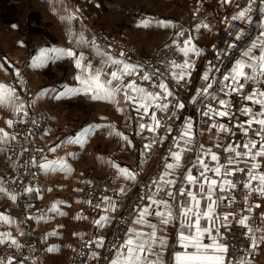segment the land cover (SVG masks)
Returning <instances> with one entry per match:
<instances>
[{
  "label": "snow or ice",
  "instance_id": "snow-or-ice-1",
  "mask_svg": "<svg viewBox=\"0 0 264 264\" xmlns=\"http://www.w3.org/2000/svg\"><path fill=\"white\" fill-rule=\"evenodd\" d=\"M222 2L231 3L232 0H222ZM256 4L257 0H247L245 6L237 5L239 11L231 17L232 21L251 23L253 5ZM258 11L264 14V0H259ZM67 19L72 21L77 17L72 14ZM149 23L145 20L138 26L147 27ZM157 23L160 26H168L164 21ZM201 28L208 29L209 26L196 25V31ZM260 28L257 39L241 53V58L235 60L227 74L221 73L217 78L215 73L220 72V69L215 65L209 66L201 76L203 86L198 88L192 97L193 103L199 101L203 104L201 115L211 121L206 129L209 138L215 141L213 147L222 148L224 158L222 159L221 155L211 147H206L202 143L197 146L193 120H183L179 133L172 136V143L167 149V155L158 175L151 179L146 188L141 187L140 195L130 205L132 218L127 221L121 218L120 224L123 227L113 232L111 241L106 235L88 241L96 249H103L110 255L102 256L98 251H90L88 254L90 260H104L106 264H169L166 256L170 251L171 264H250V261L244 257L229 259L233 253L226 234L231 233L234 226H239L246 230L244 235L250 241L251 249L264 244V235L259 238L255 235L256 231L264 233V229H253L249 223L251 217L244 214L250 213L253 207L260 205H249L239 212L233 207L238 202L236 192L241 189L245 205H248L249 198L253 195L264 198V170H262L264 169V21L261 22ZM176 35L179 39L184 36V32L181 31ZM242 36L243 30L235 34V39L240 40ZM73 41L77 47H89L97 58V63L93 64L82 51L77 53L74 49L52 50L58 57L72 58L78 70L75 79L80 87L65 88L62 95H90L94 101L117 105L116 110L120 113L125 109L119 105H128L130 112L136 113L135 118L129 115L128 119H135L138 123L137 134L145 131L152 134L150 141L144 144L145 153L156 144L163 145L167 135H172L173 126L160 119L158 113L165 115L167 120H178L180 117L177 112L186 107L177 99L176 93L166 81L170 78L179 86L182 81L190 79L191 70L194 69L189 59L190 53L196 56L202 54L200 49L192 44V37L188 36L182 45L173 41L185 59L183 63L170 61L167 75L161 73L159 69L149 73L138 65L126 62L122 59L125 55L123 51L119 56H113L110 49L101 48L95 38L91 41L86 40L83 33L78 36L73 35ZM233 47L234 45L229 44V49ZM224 55H227V52ZM219 58L218 55L217 59ZM38 59L39 63L43 64L47 60V53L42 50ZM165 67L168 68V65ZM19 75L17 71L16 76ZM145 83L149 87H145ZM248 86H251V91L245 94ZM234 95L239 96L242 101L257 106L258 110L254 111L253 107L245 104L233 111L234 104L231 99L222 97L230 98ZM59 98L58 96L57 99ZM0 107L10 108L16 115L28 117L25 103L17 95L16 89L2 83H0ZM237 111L240 116H245L247 119L240 121L236 115ZM146 117L147 123L143 122ZM223 119L229 123L219 122ZM233 120L236 122L232 123ZM20 122H24L23 119ZM29 122L35 123V121ZM15 123L16 121L12 119L6 121L9 128H13ZM108 127L110 135L124 139L131 146L127 137L116 131L114 126ZM161 129L167 135H159ZM234 129L239 130V134L244 138L243 141L231 139L226 144L222 143L221 138L224 136L233 138L237 136V131ZM90 131L92 128L84 129L73 143L82 145L83 136ZM204 131L201 129L199 134L203 135ZM16 140V135H10L0 129V145ZM23 151L27 152L28 149ZM49 151L55 152L56 148H51ZM190 153L194 156L188 164L187 157ZM28 161L25 167L29 169V175H35L31 171L32 168H37L45 174L57 171L70 174L72 171L63 159L47 160L45 157L38 160L29 156ZM109 163L115 169L117 179L136 183L137 173L111 161ZM4 183L0 179V193L9 201L17 203V194L7 189ZM129 191L131 189L121 186L116 191V195L127 196ZM23 193L39 195L40 189L27 186L24 187ZM89 195L91 197L93 193ZM77 202L87 203L105 213L93 221L94 227L105 232L113 227V216L110 213H115L119 209V202L113 197L105 195L95 203L91 198ZM62 204L63 202L57 201L46 210H41L39 216H28L26 219L46 221L49 219L46 212L62 217L66 215L59 210ZM221 208L229 210L221 212ZM75 218L88 219L82 215ZM261 220L264 221V214L261 215ZM15 223L12 217L0 213V224L11 226ZM121 232L122 236L119 234ZM79 238L83 239V234ZM6 245L17 250L22 247L10 232H0V246ZM55 250L48 249L50 252ZM0 264H5V261L0 259ZM6 264H13V258L9 257Z\"/></svg>",
  "mask_w": 264,
  "mask_h": 264
},
{
  "label": "rangeland",
  "instance_id": "rangeland-1",
  "mask_svg": "<svg viewBox=\"0 0 264 264\" xmlns=\"http://www.w3.org/2000/svg\"><path fill=\"white\" fill-rule=\"evenodd\" d=\"M188 6L187 0H0V66H2L0 67V79L4 81L2 84L15 88L17 94H33L28 101V110L31 114L28 111V117L26 118L15 114L16 117L12 118L16 123L11 128V135H16V126L22 123L20 122L22 119L23 121L29 119L35 121V123H29L26 127L30 135L29 142H31L29 155L26 158L28 159L31 156L38 160L41 159L42 147L47 146V148H50L53 143L51 140L54 138L57 141L63 135H66L65 129L70 126L79 129L80 133L89 125L99 126L97 127L99 129L103 127L96 137L93 136L94 143L92 147L94 150H100L105 143L101 139L107 135L108 144L106 142V145L109 151H113L117 148V140H115L114 135L109 134L110 129L108 126H114L116 130L115 123H118L121 118L125 121L129 115L134 117L128 105H119V107L125 109L120 114L117 113V108L103 107L104 104L92 100L90 95H62L65 88L80 87L75 79L78 70L75 68L72 58L58 57L52 50L74 49L77 53L82 51L93 64H96L97 58L91 49L89 47H77L73 41V35L78 36L83 33L86 40L91 41L95 38L101 48L110 49L111 55L119 56V53L123 51L125 55L122 59L126 62L138 65L149 73L159 69L161 73L167 75L170 69L169 62L175 60L178 63H183L185 57L179 52V59H158V54L170 47L177 49L173 41H177L178 44L182 45L183 41L194 33L195 23H188ZM72 14L77 19L69 21L67 18ZM258 15L262 14L258 12L253 16L257 17ZM145 20L150 22L147 27L138 26ZM158 21L167 22L168 26H160L157 23ZM181 31L184 32V36L178 39L176 34ZM127 46L133 47L134 51H128ZM42 50L47 53V60L43 64L39 63L38 59ZM166 65H168V68L165 67ZM17 71L19 74L23 71V79L26 82L21 83V74L17 77ZM193 73L194 71L191 70V74ZM199 74L203 75L202 72H199ZM132 79H135V77H132ZM167 83L176 93L177 99L185 104L188 111H191L193 107L186 105L188 98L195 95L192 86H190L191 89L188 87L191 83L190 79L182 81L179 86L170 78ZM199 83L203 84L204 82ZM144 86L149 87L147 83ZM58 96L59 99H57ZM43 108L49 110V113L47 112V114ZM115 113L121 116L113 124ZM51 116L52 118L56 116L58 122L56 120L54 122L50 118ZM183 120H181L180 125H182ZM192 120L196 132L200 119L193 118ZM42 121L46 127L38 131L37 129ZM56 123H60V125ZM61 124L66 128L62 127ZM80 126H83V128ZM46 128L51 130L50 137L43 136ZM145 132L146 135L140 134V143H138V139H134L135 144H146L150 141L151 138H148L147 131ZM124 133H126V128H124ZM169 139L172 138L167 137L166 140ZM158 145L160 144H156L154 147ZM15 146L14 141L9 142L6 154L7 168L9 169L10 165L11 174L22 172L26 176L25 180L36 181L39 178V169L32 168L31 171L35 175H29V169L24 166L29 161L22 163V156L14 153ZM39 146H41L42 151L40 150L41 154L38 158L36 148ZM205 146L210 145L205 144ZM127 158H129V155H127ZM116 161L117 159H115ZM4 162L2 161L0 166L2 172H5ZM104 178L116 187L114 194L108 193L104 196H111L113 199L117 198L118 200L119 196L116 195V191L119 189L118 182L114 180L113 176L100 177L96 173L88 174L83 181L79 192L80 201L87 195L84 194L86 187L93 186L95 182L98 183ZM11 179V176H9L4 180V186L7 189H10L9 181ZM25 180H23L19 191L15 192L18 197L21 196L20 192L24 188ZM135 194L136 187L134 186L129 197H134ZM125 205L126 203L121 208L119 207L117 212L110 213L113 216L114 228L120 225ZM90 208L102 212L101 209H95L92 206ZM98 218L99 216L96 219ZM113 227L108 228L106 233L104 232L106 237L109 236ZM19 230L23 231L22 228ZM92 239L94 238L76 239L67 254L61 251V255L49 258L45 253L33 252L31 249L33 243L25 240L24 237H19L18 243L22 245L21 250H25L26 257L22 261L17 257V262L20 261L19 264H35L37 258L44 257L45 264H60L61 262L74 264L76 252H78L84 260L88 259V264H105L104 260H90L88 258L89 252H81L82 249H80L79 243H88ZM6 247L11 246H0V252ZM85 250L87 251V248ZM98 252L100 251L98 250ZM100 253L102 255V251ZM8 258L4 254V261H7ZM12 258L14 262L15 258Z\"/></svg>",
  "mask_w": 264,
  "mask_h": 264
},
{
  "label": "crops",
  "instance_id": "crops-1",
  "mask_svg": "<svg viewBox=\"0 0 264 264\" xmlns=\"http://www.w3.org/2000/svg\"><path fill=\"white\" fill-rule=\"evenodd\" d=\"M188 1V23H195L194 33L191 35L192 44H194L201 51L200 56H196L195 54H191L189 59L194 65V73L191 74L190 82L188 87L192 86L194 93H196V89L203 86V82L201 80V76L199 72L204 73L207 71L210 65H215L220 69V72L215 73L217 78L220 77L221 73L227 74L231 70L236 59L241 58V53L250 47L251 42L256 40L260 34L261 28L260 24L264 21V14L258 15L254 17L251 15L252 22H240L243 25V36L240 40L233 39H225L224 30L226 28V23L231 21V17L236 14L237 11L234 9V2L232 0L231 3H223L222 0H187ZM198 24H207L209 26L208 29L201 28L199 31H196V25ZM143 27V26H142ZM229 44L234 45L233 48L229 49ZM227 52V55L224 53ZM219 55V59L217 56ZM24 66L22 67L23 70ZM197 71V72H196ZM21 79H23V71H21ZM199 77V78H198ZM4 81L0 79V83ZM191 89V87H190ZM251 91V86L246 87L245 94ZM20 99L25 103V110L28 112V101L31 93H22L17 94ZM226 99H231L234 104L233 111H236L241 106L247 104L248 106L253 107V110H258L257 106L251 105L248 101H242L239 96L232 97H222ZM104 104L103 107L108 108H117V105L109 104L104 101H100V104ZM186 105H191L193 109L188 111L186 108L177 113L180 117L175 124H171L173 126L172 135H167L164 133L163 135H167V137H171L173 135H177L180 131L182 125L181 120L199 118L196 134H197V146L199 144H209L213 149V151L218 152L221 155V158H224V153L222 148H215L214 140L209 138V133L207 132L208 124L211 121H208L207 118L202 117L201 110L203 109V104L197 101L196 103L192 102V98H188V102ZM46 110L45 108H43ZM189 109V108H188ZM49 113V110L45 111ZM47 113V114H48ZM120 113V112H117ZM10 109L5 107H0V129H3L5 132H8L11 135V128H9L6 124V121L12 118H15L16 114ZM121 114V113H120ZM120 114L115 113V118L113 124L120 119ZM236 115L239 117L240 121L247 119L245 116H240L239 112H236ZM133 118H135L136 113L133 112ZM50 117L53 121L57 120V118ZM180 121V122H179ZM55 122V121H54ZM145 123L148 122V118H145ZM219 122L229 123L226 119L220 120ZM236 121L233 120L232 123ZM57 124V123H56ZM57 125H60L57 124ZM62 127L64 126L61 124ZM87 125V124H86ZM79 126V125H78ZM93 128H92V127ZM116 131L121 132L124 136L127 137V140L131 142V146L124 139L119 137H115L116 141V149L113 151H109L106 142L108 144L107 135H105L103 139L105 143L100 150H94L92 144L94 143L93 136L96 137L97 133L101 132L103 129L97 128L96 125H89L87 128H92V131L86 133L83 136V144H76L73 141L80 134V130L75 128L74 126H70L66 128L64 126L66 135L59 138L57 141L53 138L51 141L53 142L50 148L47 146H43V152L41 158H45L47 160H58L63 159L68 166L72 169L70 174H65L63 172H50L43 173L39 170V178L36 181L25 180L24 187L32 186L40 189L39 195L33 193L31 195H25L23 193V189L20 192V197L17 196V203H13L7 199V197L0 193V213L8 215L12 217L16 223L8 226L4 224H0V232H10L17 241L20 238L28 240L33 243L32 251L45 253L49 258L57 257L61 255V251L68 253L71 249V245H74L76 239L82 240L79 238L81 234H83L84 238H95L96 236L105 235V231L102 229H98L94 227L93 221L97 218V216L105 214L101 211H94L91 209L90 205L86 203H78L80 201L79 192L81 190V185L83 181L86 179L88 174H96L100 177L104 176H113L114 180L118 182V187H125L132 189V187H136V193L140 192L141 187L139 184L143 181L146 182V186L149 184L151 179L158 175L159 170L162 168L157 165L158 153L162 147V145H158L157 147H152L150 151L145 153L144 144H135L134 139H138L140 143L138 123L135 119H126L125 121L121 118L118 123H115ZM231 126V124H229ZM83 128V126H80ZM124 128H126V133H124ZM201 129H204V134L200 135ZM215 130H213L214 132ZM237 131L236 137H227L224 136L221 138L222 143H227L231 139H235L238 141H243V136L239 134L238 129H234ZM43 136L50 137L51 130L46 128L43 132ZM94 133V135H93ZM146 135V132L142 133ZM148 138L152 137L151 133H148ZM100 136V134H99ZM167 139V138H166ZM165 139V140H166ZM114 140V139H112ZM9 143L5 145H0V166L1 162H4V170L5 172L0 171V179L3 181L12 176V169L7 168V159L6 154L8 152ZM51 148H56L55 152L49 151ZM129 155V158H127ZM194 154L190 153L187 157V162L190 164L193 159ZM115 159L117 161L115 162ZM148 159V160H147ZM147 160V161H146ZM109 161L118 164L120 167H125L131 170L134 173H137V181L135 184L129 181H125L123 179L116 178L115 169L111 167ZM3 167V166H2ZM264 170V169H262ZM36 179V178H35ZM51 189V191H47V189ZM131 191L128 192L127 196H119L118 200L119 207L121 208L127 200L130 198ZM61 201L62 205L59 206V210L65 212L64 216H57L54 213L46 212V215L49 217L46 221L37 222L35 219L28 220L26 217L32 216L37 217L41 214V210H46L53 203ZM83 201V200H82ZM259 204L260 207H253V210L250 213H244L251 217L249 223L253 229H264V221L261 220V215L264 214V198H261L257 195H253L249 198V205ZM31 205V207H29ZM221 212L227 211L226 208H221ZM78 215H82L87 217L86 220H77L75 217ZM18 231V229H21ZM105 232V233H104ZM23 233V235H20ZM51 233H56V235H50ZM255 235L259 238L264 233L260 231H256ZM83 238V240H84ZM250 245V244H249ZM56 249L55 251H48V249ZM171 252L166 256V259L170 261ZM244 257L246 260L250 261V264H264V244L256 249H251L249 246L246 250L240 255L239 258ZM51 262V261H50ZM65 264V262H61L60 264ZM52 264V263H51Z\"/></svg>",
  "mask_w": 264,
  "mask_h": 264
},
{
  "label": "built area",
  "instance_id": "built-area-1",
  "mask_svg": "<svg viewBox=\"0 0 264 264\" xmlns=\"http://www.w3.org/2000/svg\"><path fill=\"white\" fill-rule=\"evenodd\" d=\"M234 2V9L239 10V8L237 7V5L243 7L246 5L247 0H233ZM258 7H259V0H257V4L253 5V10L251 15H256L259 11H258ZM242 26L238 21H228L226 23V28L224 30V37L225 39H233L235 38V34L239 31L242 30ZM128 51L132 52L134 51L133 47H129L127 46ZM179 55V51L175 48V47H170L168 49H165L163 51H161L158 54V59L162 58V59H171V58H175V59H179L180 55ZM147 69V68H146ZM148 70V69H147ZM169 82V79L166 81ZM40 111V110H39ZM30 112V110H29ZM41 113V112H40ZM31 114V112H30ZM158 117L162 120H165L167 124H175L177 123V120H167V117L163 114H159L158 113ZM29 120H25L24 122L20 123L18 126H16L15 132H16V136H17V140L14 141V143H16L15 149H14V153L17 155H21L22 156V163L28 161V159L26 158L27 155H29V148H30V143L29 139H30V135L28 134V130H27V125L30 123ZM44 121V120H43ZM41 122L39 124L38 127V131L45 128L46 126L44 125V122ZM164 130L161 129L159 132V135H163L164 134ZM172 143V139L166 140V142L164 143V145L161 147L160 151H159V155H158V160H157V165L161 166L164 160V157L167 155V149L170 146V144ZM23 149H28L27 152H24ZM36 154L37 157L39 158L40 156V150H41V146L36 148ZM32 153V150H31ZM21 163V161H20ZM27 163L24 164V166ZM11 181H9L10 184V190H13L15 192L19 191V188L23 182V180H25L26 176L25 174H23L22 172L16 173L14 172V174L11 176ZM15 181V182H14ZM140 187H147L146 186V182L143 181L139 184ZM107 189V191H103V189ZM115 188L114 184H111L108 180H106L105 178L100 180V182H95V184L93 186H88L86 187L85 193L87 194L85 196V198L83 199V201H86L88 199H93V202H99L100 198L102 196H104V194H114L115 193ZM241 191H237L236 192V196H237V204H235L233 207L236 211H240L242 208H245V204H243V196L241 195ZM90 193H93V195L90 197ZM140 195L139 193H136L134 197H130L128 199V201L126 202V205L123 209V216L121 218H124L126 221L130 220L132 218V212H131V204L135 202L136 197ZM128 203V204H127ZM87 204V203H86ZM89 205V204H88ZM229 209H227L228 211ZM119 227H123V225H117L116 228H112V230L110 231L109 236L107 237L109 241H111L113 239V232L119 228ZM245 230L239 226H234L232 228L231 233L226 234L227 235V241L228 243L231 245V252L233 253L232 256L229 257V259H239L240 255L246 250V246L249 243V240L245 237L244 235ZM120 235H123V233H119ZM79 247L81 250V252H90V250L92 251H102V256L103 255H110V253L105 252L102 249H96L94 246L90 245L87 242H80L79 243ZM87 248V251L84 249ZM4 253L5 255H7L8 257H14L15 260L13 262V264H19L20 261H22L25 257H26V253L25 250H17L15 248H10V247H6L5 249L1 250L0 252V259L4 260ZM17 257L20 258V261L17 262ZM7 261H5L6 264ZM105 264L106 262L103 261ZM35 264H45L44 261V257H39V259L37 258L35 260ZM74 264H88V259L84 260L80 254L78 252H76V257L74 259ZM92 264V263H91ZM98 264V263H96Z\"/></svg>",
  "mask_w": 264,
  "mask_h": 264
},
{
  "label": "bare ground",
  "instance_id": "bare-ground-1",
  "mask_svg": "<svg viewBox=\"0 0 264 264\" xmlns=\"http://www.w3.org/2000/svg\"><path fill=\"white\" fill-rule=\"evenodd\" d=\"M245 230V229H244ZM246 231V230H245ZM122 236V235H121ZM228 242V241H227ZM249 244H250V241H249V243L247 244V246H246V248L249 246ZM11 248V247H10ZM13 248V247H12Z\"/></svg>",
  "mask_w": 264,
  "mask_h": 264
}]
</instances>
